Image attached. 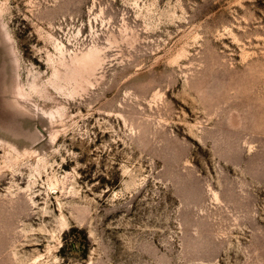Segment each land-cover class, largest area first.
<instances>
[{"label":"rangeland","instance_id":"1","mask_svg":"<svg viewBox=\"0 0 264 264\" xmlns=\"http://www.w3.org/2000/svg\"><path fill=\"white\" fill-rule=\"evenodd\" d=\"M0 264H264V0H0Z\"/></svg>","mask_w":264,"mask_h":264},{"label":"bare ground","instance_id":"2","mask_svg":"<svg viewBox=\"0 0 264 264\" xmlns=\"http://www.w3.org/2000/svg\"><path fill=\"white\" fill-rule=\"evenodd\" d=\"M59 44H60V43H59ZM62 44H63V43H62ZM58 48L61 49V46L59 45ZM61 50H63V49H61ZM83 59H84V58H83ZM85 59H88L87 56H86ZM85 59H84V60H85ZM18 89H19V92L21 93V96H22V97H23V96L26 97L25 92L23 91V89L21 88V86H19Z\"/></svg>","mask_w":264,"mask_h":264}]
</instances>
